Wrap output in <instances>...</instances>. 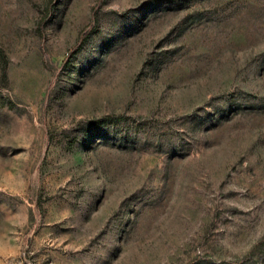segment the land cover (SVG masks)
I'll return each instance as SVG.
<instances>
[{
	"label": "rangeland",
	"instance_id": "1",
	"mask_svg": "<svg viewBox=\"0 0 264 264\" xmlns=\"http://www.w3.org/2000/svg\"><path fill=\"white\" fill-rule=\"evenodd\" d=\"M0 264H264V0H0Z\"/></svg>",
	"mask_w": 264,
	"mask_h": 264
}]
</instances>
